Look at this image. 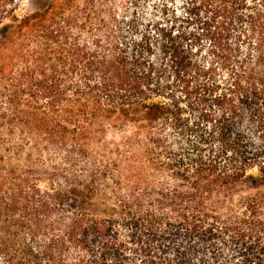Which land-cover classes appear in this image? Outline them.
Segmentation results:
<instances>
[{"label": "trees", "instance_id": "16d2710c", "mask_svg": "<svg viewBox=\"0 0 264 264\" xmlns=\"http://www.w3.org/2000/svg\"><path fill=\"white\" fill-rule=\"evenodd\" d=\"M123 1L0 0V264H264V0Z\"/></svg>", "mask_w": 264, "mask_h": 264}, {"label": "rangeland", "instance_id": "374dc122", "mask_svg": "<svg viewBox=\"0 0 264 264\" xmlns=\"http://www.w3.org/2000/svg\"><path fill=\"white\" fill-rule=\"evenodd\" d=\"M51 0H19V15H23L25 13L33 12L41 9ZM62 0H56L57 3ZM124 1L119 0L118 2V13L122 14L124 7ZM146 8L148 17L154 19V16L163 19V23L167 25H175L176 28H180L181 30L193 31L194 25L192 24L191 18H189V0H152L150 1ZM167 6L168 14H163L161 10L163 5ZM163 14V15H162ZM196 28V27H195ZM220 78L224 79L223 76ZM182 101H184L187 105H189L188 99H184L182 97ZM132 128L130 126L124 127H107L105 135L102 137V141L106 144L107 147L112 148L113 145L119 144L127 138L131 133ZM252 174L256 175L257 170L254 169L251 171Z\"/></svg>", "mask_w": 264, "mask_h": 264}]
</instances>
